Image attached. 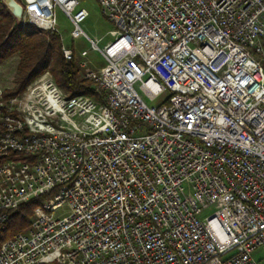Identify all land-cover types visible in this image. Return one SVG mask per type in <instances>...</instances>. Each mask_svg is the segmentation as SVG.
I'll return each mask as SVG.
<instances>
[{"label": "built area", "instance_id": "2783aa9c", "mask_svg": "<svg viewBox=\"0 0 264 264\" xmlns=\"http://www.w3.org/2000/svg\"><path fill=\"white\" fill-rule=\"evenodd\" d=\"M16 1L60 38L61 8L106 64L95 97L48 72L0 104V264H262L264 0H96L104 47L84 0Z\"/></svg>", "mask_w": 264, "mask_h": 264}, {"label": "trees", "instance_id": "16d2710c", "mask_svg": "<svg viewBox=\"0 0 264 264\" xmlns=\"http://www.w3.org/2000/svg\"><path fill=\"white\" fill-rule=\"evenodd\" d=\"M16 56L22 57L19 65L21 76L18 89L10 96L24 92L46 71H50L58 85L72 96L95 97L94 82L80 75V67L75 60L65 58L60 36L53 32L43 33L35 25L23 27L0 0V64ZM46 199H34L11 214L6 240L29 229L35 209Z\"/></svg>", "mask_w": 264, "mask_h": 264}, {"label": "rangeland", "instance_id": "374dc122", "mask_svg": "<svg viewBox=\"0 0 264 264\" xmlns=\"http://www.w3.org/2000/svg\"><path fill=\"white\" fill-rule=\"evenodd\" d=\"M82 7L86 8L90 15L87 21L82 25L84 31L93 40L103 39L101 47H104L111 41V38L108 37L107 34L110 31L114 30V26L104 18V16L102 15V10L96 0H84L82 3ZM56 14L58 27L62 34L61 39L64 41V44L67 48L73 50V60H75L80 67V75L84 78L91 73L97 74L106 64L102 55L99 52L91 50L90 42L87 39H73L72 32L74 30V27L70 19L66 16L61 8H57ZM83 51L89 52L86 58H82L80 56ZM21 61L22 57L16 56L0 64V104H2L4 108L8 107L10 99H13L19 95L21 96L31 85L30 84L24 92L19 93L15 96H10L12 95V93H15L19 87V79L21 76L19 65ZM85 62L87 63V66L83 67L82 65ZM48 72L51 74L50 71H46L41 77H43ZM51 76L53 77L55 83H57V79L53 76V74H51ZM62 89L65 93L67 92L66 89ZM165 99L166 97L163 96L162 98L151 102L147 98H144L146 103L150 106L160 105L165 101ZM256 257L262 262V264H264V248L258 251Z\"/></svg>", "mask_w": 264, "mask_h": 264}, {"label": "water", "instance_id": "95a60500", "mask_svg": "<svg viewBox=\"0 0 264 264\" xmlns=\"http://www.w3.org/2000/svg\"><path fill=\"white\" fill-rule=\"evenodd\" d=\"M4 4L7 6L13 17L20 24L22 21V16L24 9L16 0H3Z\"/></svg>", "mask_w": 264, "mask_h": 264}]
</instances>
